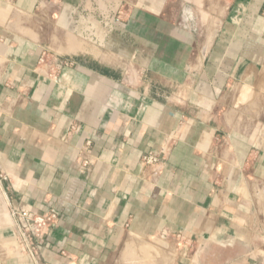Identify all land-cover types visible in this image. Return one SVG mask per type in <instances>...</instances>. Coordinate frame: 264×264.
I'll return each instance as SVG.
<instances>
[{"label": "crops", "instance_id": "1", "mask_svg": "<svg viewBox=\"0 0 264 264\" xmlns=\"http://www.w3.org/2000/svg\"><path fill=\"white\" fill-rule=\"evenodd\" d=\"M191 3L0 0V264H264V0Z\"/></svg>", "mask_w": 264, "mask_h": 264}, {"label": "rangeland", "instance_id": "2", "mask_svg": "<svg viewBox=\"0 0 264 264\" xmlns=\"http://www.w3.org/2000/svg\"><path fill=\"white\" fill-rule=\"evenodd\" d=\"M199 1V2H198ZM197 0L198 7L189 4V10L192 14H187L189 19H191V23L195 25V31L200 32L204 29L203 27L207 24V22H211L210 19L215 18V14L210 11V7H212V0ZM194 11V12H193ZM197 11L199 14H197ZM206 17V18H205ZM204 31V30H203ZM259 89L252 88V90H257L258 94H253L254 99L249 98L248 95L242 94L240 99V104L238 106L241 108L242 112H251L255 118H263L264 117V94L261 93L260 90H263L264 83H259L257 85ZM248 103L252 104V107L248 108ZM254 103V104H253ZM250 104V105H251ZM248 108V109H247Z\"/></svg>", "mask_w": 264, "mask_h": 264}, {"label": "built area", "instance_id": "3", "mask_svg": "<svg viewBox=\"0 0 264 264\" xmlns=\"http://www.w3.org/2000/svg\"><path fill=\"white\" fill-rule=\"evenodd\" d=\"M43 61L44 57L42 56L40 58V62ZM142 162L144 165L157 164L159 162V158L154 153H150L142 158ZM15 216L25 222V225L21 228L20 233L26 243V246L33 252H35L34 240L42 237L47 231V228H49L56 220V214L54 212H50L42 216H34L27 211L21 210L15 213Z\"/></svg>", "mask_w": 264, "mask_h": 264}, {"label": "bare ground", "instance_id": "4", "mask_svg": "<svg viewBox=\"0 0 264 264\" xmlns=\"http://www.w3.org/2000/svg\"><path fill=\"white\" fill-rule=\"evenodd\" d=\"M206 18V17H205ZM217 23V22H216ZM205 27V26H204ZM208 47V46H207Z\"/></svg>", "mask_w": 264, "mask_h": 264}]
</instances>
